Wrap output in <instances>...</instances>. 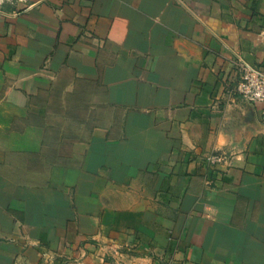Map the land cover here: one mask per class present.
I'll return each mask as SVG.
<instances>
[{
	"label": "crops",
	"instance_id": "1",
	"mask_svg": "<svg viewBox=\"0 0 264 264\" xmlns=\"http://www.w3.org/2000/svg\"><path fill=\"white\" fill-rule=\"evenodd\" d=\"M234 53L264 0H0V264H264Z\"/></svg>",
	"mask_w": 264,
	"mask_h": 264
},
{
	"label": "built area",
	"instance_id": "2",
	"mask_svg": "<svg viewBox=\"0 0 264 264\" xmlns=\"http://www.w3.org/2000/svg\"><path fill=\"white\" fill-rule=\"evenodd\" d=\"M233 65L236 80L232 89L252 103L261 102L259 109L261 118L264 121V71L247 62L237 53H234ZM222 158L223 156L220 154L209 157L212 162L219 161Z\"/></svg>",
	"mask_w": 264,
	"mask_h": 264
},
{
	"label": "water",
	"instance_id": "3",
	"mask_svg": "<svg viewBox=\"0 0 264 264\" xmlns=\"http://www.w3.org/2000/svg\"><path fill=\"white\" fill-rule=\"evenodd\" d=\"M249 102V101H248ZM251 104V102H249V105ZM251 106V105H250ZM252 107V106H251ZM251 107H249L250 109H252ZM253 115V109H252V111H251V116ZM253 117V116H252ZM251 117V118H252ZM253 119V118H252Z\"/></svg>",
	"mask_w": 264,
	"mask_h": 264
}]
</instances>
